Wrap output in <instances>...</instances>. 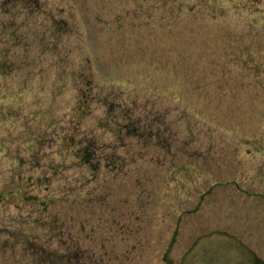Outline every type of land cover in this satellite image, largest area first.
I'll list each match as a JSON object with an SVG mask.
<instances>
[{
  "label": "rangeland",
  "instance_id": "374dc122",
  "mask_svg": "<svg viewBox=\"0 0 264 264\" xmlns=\"http://www.w3.org/2000/svg\"><path fill=\"white\" fill-rule=\"evenodd\" d=\"M250 246L264 0H0V264H240Z\"/></svg>",
  "mask_w": 264,
  "mask_h": 264
},
{
  "label": "flooded vegetation",
  "instance_id": "af4514ba",
  "mask_svg": "<svg viewBox=\"0 0 264 264\" xmlns=\"http://www.w3.org/2000/svg\"><path fill=\"white\" fill-rule=\"evenodd\" d=\"M262 249V248H261ZM252 251L250 257L242 256L238 259L240 264H264V256L259 253V250L253 246H250Z\"/></svg>",
  "mask_w": 264,
  "mask_h": 264
}]
</instances>
